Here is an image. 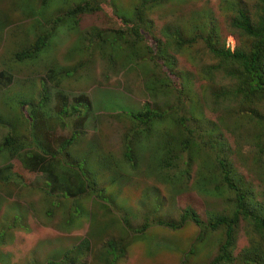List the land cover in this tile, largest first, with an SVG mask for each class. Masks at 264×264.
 I'll list each match as a JSON object with an SVG mask.
<instances>
[{"label":"rangeland","instance_id":"1","mask_svg":"<svg viewBox=\"0 0 264 264\" xmlns=\"http://www.w3.org/2000/svg\"><path fill=\"white\" fill-rule=\"evenodd\" d=\"M84 1L0 0V19L6 24L0 28V72L12 79L10 83L0 79V143L10 133L35 152L40 151L39 141L58 150L60 142L83 126L76 124L72 130L57 120V112H66L78 98L84 102L89 98V104L82 106L89 119L85 132L65 158L70 165L63 164V152L61 161H48L45 172H30L20 158L0 154V264H71L73 260L87 264H209L224 242V233L205 230L202 241L196 242L201 230L190 215H197L207 225L215 216L231 214L235 202L233 193L215 188L219 183L214 174L219 170L215 153L205 150L191 163L184 157L164 169L159 160L168 144L178 138L180 116L186 112V125L217 139L215 152L228 158L235 185L245 192L247 203L262 206L264 216V152L259 156L254 146V141L259 142L256 136L261 133V123L248 114L254 109L264 119V105L252 107L243 102L234 92L237 80L227 70H213L218 60L208 57L200 42L179 52L171 44L166 51L175 61V88L181 94L170 85L163 95L154 94L149 82L153 65L145 47L155 48L153 40L170 42L168 35L175 28L188 37L195 32L206 34L210 26L230 50L248 49L251 42L231 33V12L223 0H96L103 2L102 9L82 15L79 31L122 29L120 19L134 21L137 9L146 4L145 21L152 26L147 41L136 44L145 62L140 61L134 71L124 68L129 66L126 61L133 48L102 43L91 49L84 69L67 78H55V86L51 85L45 79L47 68L74 67L66 52L75 44L76 34L69 37L62 30L56 31L49 51L36 64L15 60L14 55L50 27L58 13ZM116 51H120L118 62L109 58ZM44 94L48 101L35 113L41 119L27 121L25 116L33 112L21 103L36 105ZM146 104L164 113L161 120L150 123L148 132L132 121L116 120ZM128 133L132 137H127L130 144L125 145ZM127 147L130 161L125 160ZM77 161L92 191L85 189L75 168ZM15 174L23 184L6 179ZM54 177L57 182L52 181ZM48 182L58 187L52 195L46 192ZM66 191L73 196H55ZM184 215L187 218L178 230L156 223L176 224ZM146 218L149 226L139 233ZM110 240L125 245L123 257L108 253ZM227 252L229 259L223 264H250L251 259L264 264L262 233L242 219Z\"/></svg>","mask_w":264,"mask_h":264},{"label":"trees","instance_id":"2","mask_svg":"<svg viewBox=\"0 0 264 264\" xmlns=\"http://www.w3.org/2000/svg\"><path fill=\"white\" fill-rule=\"evenodd\" d=\"M228 11L231 12L230 15V24L229 28L233 35L240 36L249 40L250 46L248 49L236 48L230 50L226 48L225 44H221V38L217 35L216 29L214 26H210L205 33L195 32L188 37L183 36V30L180 28L173 29L172 32L168 35V40L165 41H154L155 48L151 45L145 47L147 52V57L151 61L153 67L149 68L150 85L154 94L163 95L166 85H170L173 89L180 95L181 90L176 89L177 78L173 73V67L175 61L173 58L167 55V51L171 44L176 52L183 50L185 47L193 46L197 43H202L203 49L208 55L215 60H218V63L213 66V70H227L228 75L237 80L238 84L234 90L235 94L241 95L243 102L249 103L252 107L257 106L258 104L264 105V0H251L252 5L248 4V0H223ZM103 2H97L96 0H85L83 3L74 4L65 9L64 12H60L56 15V18L50 22V27L40 32L35 40L29 44L28 47L23 48L20 52L14 55V58L18 62L29 61L34 64L37 63V60L41 55L46 51H49V47L53 42V37L56 34L57 30H62L64 34L72 36L76 34V42L71 46L66 54L67 59L73 60V66L69 69L55 68L51 66L46 69L45 79L46 82L51 83L55 78H67L73 74L84 69V64L89 52L94 47L98 49L101 47L102 43H119V46L124 44L125 46L129 45V48H133L129 56L127 57L128 67L127 70H135L138 67L140 61L145 62L144 58L140 57L137 52L138 46L137 43L144 42L148 37H150V25L151 23L145 21L144 9L145 5L139 7L136 11L137 18L132 22H127L124 19H120L121 23L124 25L122 29H113L112 31H102L96 28H92L86 31H79L77 29L78 20L84 14L93 13L94 10L102 9ZM254 17V20L251 18ZM6 26L4 21L0 19V28ZM152 26V25H151ZM128 36H131V39H128ZM152 38V37H151ZM147 41V40H146ZM151 43V42H150ZM48 47V48H47ZM154 48V49H153ZM123 50V49H122ZM155 50V51H154ZM118 52L109 58L118 62L121 58L118 56ZM126 63V64H127ZM5 78L7 82H11V76L7 75L4 72H0V79ZM156 78H159V81H155ZM83 96L86 94H82ZM83 99L86 100L84 97ZM178 103H181V97L177 98ZM47 97L45 94L39 99V102L35 105L28 102H22L21 107H29L31 109L32 116L26 115L27 121H34L37 123L41 119L42 115H35L40 107L47 103ZM76 105L67 106V111L57 112L56 118L59 121H64L66 126L73 130L76 124H80L83 128L80 132L72 131L70 137L59 143L58 150L49 148L46 144L38 142L36 145L39 147L40 151L35 152L31 147H25L22 143L23 140L19 137H15L12 134H8L4 137L3 141L0 143V154L2 152H7L10 158H20L22 163L30 172H40L43 173L47 170L48 161H61L63 159V152H65V157L63 159V164L70 165L65 158L70 157L69 148L76 143L78 136L85 132L87 127L88 114L85 110L82 111V106L86 107V104H89V98L86 102L81 101L78 98ZM82 103V104H80ZM170 109V105H168ZM124 113H128L123 111ZM249 115L255 116V119L261 123V133L256 136V139L259 141H254V146L258 151L259 156L262 157L264 152V119L259 115V112L251 109L248 112ZM124 116V119H116L120 122L127 120L129 123L132 121L135 123L136 127H142L145 129V132H148V127L153 121L161 120L164 116V113H160L155 109H152L148 104L144 105L140 110L136 112H130V115H120ZM123 118V117H122ZM63 122V123H64ZM189 122V118L186 112L180 116V126H179V135L178 138L172 140L168 144L167 152L162 154L161 159L159 160L161 168H167L168 166H174V162L181 161L184 157L189 158V163H191L194 158L198 157V153H201L205 150H211L215 153V159L219 170H216L214 173L219 178V183L215 186L216 190H219L221 187H224L226 190L233 193L235 197V202L232 207L231 214L215 216L212 218L209 224L205 225L199 221L198 216L191 214V220L198 226L201 230L200 234L197 237L196 242H200L203 239V234L205 230H211L216 232L222 230L224 233V242L219 248V252L215 258L209 264H223L224 261L229 259V254L227 252L228 246H230L232 241V234L239 226V223L242 219H246L251 222L254 227L262 233L264 238V216L261 214L263 211L262 206L252 205L247 203L248 198H246L245 192L239 191L233 180L234 172L228 166V158H222L219 153H216L217 150V139L209 136H205L201 131L192 128L186 123ZM0 121V125H1ZM84 130V131H83ZM129 131V130H128ZM127 131V132H128ZM132 137L129 133L125 137V145L130 144V140L127 137ZM27 150V151H26ZM131 154L130 150L127 147L125 153V160L130 161ZM74 165V164H73ZM75 168L78 173L81 174V180L86 183L85 189L87 191H92V187L88 181V176L81 168V163L77 161ZM210 172H212L210 170ZM213 173V172H212ZM10 182H15L23 184V180L17 174L11 175L6 178ZM53 182H57L56 178H52ZM53 182H48L46 187V192L49 195H52L54 191L58 190L56 185L54 186ZM51 183V184H50ZM53 184V185H52ZM82 193V192H81ZM56 194V192H55ZM75 195V193H74ZM56 197H72L68 192H61L55 195ZM98 196H101V194ZM186 216L182 217V221L179 223H169L156 221L158 225L165 226L171 230H178L183 226ZM148 218L145 219V223L139 233L144 232L149 224L147 223ZM154 222V221H153ZM125 245L120 244L117 241L110 240L107 242L106 247L108 253L114 254L116 258L124 256ZM73 250L68 251L72 253ZM67 253V254H68ZM193 253V250L190 251ZM54 264V262H51ZM71 264H87L86 262L79 263L77 260H73ZM250 264H260L257 260L251 259Z\"/></svg>","mask_w":264,"mask_h":264}]
</instances>
